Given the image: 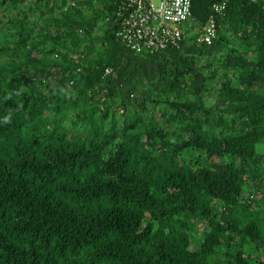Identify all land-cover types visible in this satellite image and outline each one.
<instances>
[{
  "label": "trees",
  "instance_id": "1",
  "mask_svg": "<svg viewBox=\"0 0 264 264\" xmlns=\"http://www.w3.org/2000/svg\"><path fill=\"white\" fill-rule=\"evenodd\" d=\"M219 1L136 53L120 0H0V264H264V5Z\"/></svg>",
  "mask_w": 264,
  "mask_h": 264
},
{
  "label": "built area",
  "instance_id": "2",
  "mask_svg": "<svg viewBox=\"0 0 264 264\" xmlns=\"http://www.w3.org/2000/svg\"><path fill=\"white\" fill-rule=\"evenodd\" d=\"M227 3L220 0L212 7L221 13ZM115 15L120 21L117 36L136 53H153L177 45L187 30H198L192 17V0H120ZM216 35L215 22L210 20L202 26L197 41L211 44Z\"/></svg>",
  "mask_w": 264,
  "mask_h": 264
},
{
  "label": "rangeland",
  "instance_id": "3",
  "mask_svg": "<svg viewBox=\"0 0 264 264\" xmlns=\"http://www.w3.org/2000/svg\"><path fill=\"white\" fill-rule=\"evenodd\" d=\"M187 30V29H186ZM44 143V142H43ZM2 144H4V142L2 143ZM31 151H33V150H31ZM257 151L260 153V154H262V155H264V143H260V144H258L257 145ZM230 157H225V161H230V159H229Z\"/></svg>",
  "mask_w": 264,
  "mask_h": 264
}]
</instances>
